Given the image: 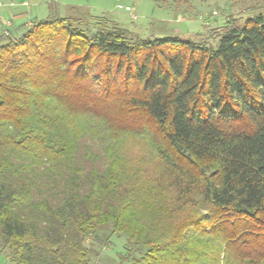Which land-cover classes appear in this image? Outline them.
Listing matches in <instances>:
<instances>
[{
	"label": "trees",
	"instance_id": "16d2710c",
	"mask_svg": "<svg viewBox=\"0 0 264 264\" xmlns=\"http://www.w3.org/2000/svg\"><path fill=\"white\" fill-rule=\"evenodd\" d=\"M84 21L3 26L11 263L90 264L85 241L109 227L132 264H264V12L215 45Z\"/></svg>",
	"mask_w": 264,
	"mask_h": 264
},
{
	"label": "rangeland",
	"instance_id": "374dc122",
	"mask_svg": "<svg viewBox=\"0 0 264 264\" xmlns=\"http://www.w3.org/2000/svg\"><path fill=\"white\" fill-rule=\"evenodd\" d=\"M56 9L86 19L90 33L116 25L142 37L172 35L215 45L227 26L243 25L264 12V0H161L158 4L154 0H0V43L7 22L18 38L32 27L35 16L44 18ZM133 145L139 150L143 143ZM99 236L102 241H85L96 251L90 264H132L125 258V234L110 235L109 227H103ZM0 264H12L1 247Z\"/></svg>",
	"mask_w": 264,
	"mask_h": 264
},
{
	"label": "built area",
	"instance_id": "2783aa9c",
	"mask_svg": "<svg viewBox=\"0 0 264 264\" xmlns=\"http://www.w3.org/2000/svg\"><path fill=\"white\" fill-rule=\"evenodd\" d=\"M119 7L123 8V5L120 4ZM9 24H10V22H7V25H9Z\"/></svg>",
	"mask_w": 264,
	"mask_h": 264
},
{
	"label": "crops",
	"instance_id": "0c3cea01",
	"mask_svg": "<svg viewBox=\"0 0 264 264\" xmlns=\"http://www.w3.org/2000/svg\"><path fill=\"white\" fill-rule=\"evenodd\" d=\"M14 15V14H13ZM15 17H19V16H15Z\"/></svg>",
	"mask_w": 264,
	"mask_h": 264
}]
</instances>
